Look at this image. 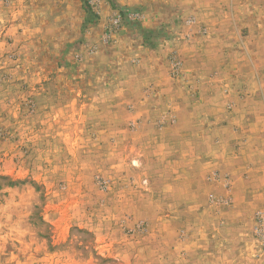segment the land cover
<instances>
[{
    "label": "rangeland",
    "instance_id": "374dc122",
    "mask_svg": "<svg viewBox=\"0 0 264 264\" xmlns=\"http://www.w3.org/2000/svg\"><path fill=\"white\" fill-rule=\"evenodd\" d=\"M193 22L157 0H0V264H264V206L245 216L246 241L220 231L238 216L233 175L191 168L182 191L181 153L167 158L183 150L172 137L176 113L143 114L140 84L122 73L188 33L213 36L206 26L192 32ZM168 65L171 85L191 92L187 76L198 78L175 50ZM233 82L227 88L244 98L245 84ZM160 90L143 86L141 100H164ZM251 105L216 134L219 153L264 135L261 102ZM200 122L203 136L219 124ZM231 146L236 155L240 145ZM173 183L177 191L165 190ZM171 194L190 204L171 208Z\"/></svg>",
    "mask_w": 264,
    "mask_h": 264
},
{
    "label": "crops",
    "instance_id": "0c3cea01",
    "mask_svg": "<svg viewBox=\"0 0 264 264\" xmlns=\"http://www.w3.org/2000/svg\"><path fill=\"white\" fill-rule=\"evenodd\" d=\"M116 1L121 6L131 7L149 0ZM157 1L185 16L192 15L194 17V22L190 25L192 32L198 31L197 28L200 26H206L213 36L206 37L200 33L192 36L188 33L187 38L181 36L180 40L152 48L143 57L138 56L136 63H125L122 73L131 70L133 78L140 84L134 101L140 104L139 108L142 105L146 107L143 114L154 115L167 108L176 113L175 130L177 128L179 130L172 137L175 139L180 136L183 150L170 151L167 158H179L181 153L184 166L180 168L182 170L180 176L184 177L181 181L182 191L190 190L191 168L194 170L199 168V174L203 175L205 164H208L211 168L220 166L233 175V194L237 200L235 211L238 216L236 219L222 222L220 231L226 227L229 231L226 234H229V237L236 234L238 239L246 241L249 226L244 222L245 216L264 206V135L227 141L229 148H233L231 146L233 144L240 145L236 155L232 154L229 148L219 153L214 140L216 134L230 131L232 124L238 122L234 112L241 110L251 112L253 111L251 104L260 101L264 113V0ZM84 15L83 21L86 18ZM171 50H175L179 55L181 70L187 75L195 74L198 78L194 81L187 76L193 86L191 92L185 84L171 85L168 79V55ZM128 51L127 54L131 53ZM231 80L245 84L244 98H237L234 90L236 87L227 88L225 82ZM235 82L233 83L238 85ZM145 85L159 87L165 94L164 100L149 98L148 102H143L141 89ZM232 101L234 105L228 111L226 105ZM206 115L219 120V124L206 131V135L203 136L200 134L202 133L200 120ZM262 121L264 123V115ZM184 128L186 132L183 133ZM219 141L222 140L219 139L217 143ZM249 162L258 168L257 174L249 173L253 172L249 169ZM176 171L178 172V169ZM159 183L162 182L159 180ZM176 184H169L165 190H171L172 193L177 191ZM167 204L171 208H184L188 207L190 201L178 200L171 194ZM166 218L173 217L168 215ZM253 264L257 263L254 261Z\"/></svg>",
    "mask_w": 264,
    "mask_h": 264
},
{
    "label": "built area",
    "instance_id": "2783aa9c",
    "mask_svg": "<svg viewBox=\"0 0 264 264\" xmlns=\"http://www.w3.org/2000/svg\"><path fill=\"white\" fill-rule=\"evenodd\" d=\"M174 64H177V61H173V68L175 66ZM173 71H174V69H173ZM174 72H176V71H174ZM263 228H264V226H263ZM259 233H262V235L264 237V229H260Z\"/></svg>",
    "mask_w": 264,
    "mask_h": 264
},
{
    "label": "trees",
    "instance_id": "16d2710c",
    "mask_svg": "<svg viewBox=\"0 0 264 264\" xmlns=\"http://www.w3.org/2000/svg\"><path fill=\"white\" fill-rule=\"evenodd\" d=\"M85 8H86V9H88V7H87V6H86ZM120 10L122 11V8H120Z\"/></svg>",
    "mask_w": 264,
    "mask_h": 264
}]
</instances>
